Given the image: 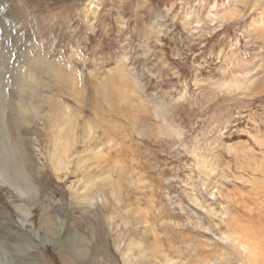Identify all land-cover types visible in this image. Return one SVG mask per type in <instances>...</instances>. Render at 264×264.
<instances>
[{
    "label": "rangeland",
    "instance_id": "374dc122",
    "mask_svg": "<svg viewBox=\"0 0 264 264\" xmlns=\"http://www.w3.org/2000/svg\"><path fill=\"white\" fill-rule=\"evenodd\" d=\"M0 30L20 52L0 65V264H164L166 236L223 248L264 206V0H0ZM28 69L37 117L12 159Z\"/></svg>",
    "mask_w": 264,
    "mask_h": 264
},
{
    "label": "bare ground",
    "instance_id": "6f19581e",
    "mask_svg": "<svg viewBox=\"0 0 264 264\" xmlns=\"http://www.w3.org/2000/svg\"><path fill=\"white\" fill-rule=\"evenodd\" d=\"M20 87L21 91H26L27 94L18 95L15 99L16 102L14 103V106L17 108L16 117H10V119H3L1 123L3 135L7 139L9 154H11L12 159L17 156V147L22 144V137L19 134L21 129V123L24 125H28L31 121V118L33 120L37 117L36 102L34 98L38 94V91L37 83L34 80V73L31 69H28L26 71L25 76L21 81ZM3 117L4 109L2 112V118ZM22 151L23 149L21 150V153ZM36 151H39L38 147H36ZM67 151L68 149L64 146L61 156L58 157V160L60 161L58 162V165L61 168H66L68 164L69 160L67 159ZM40 155L41 153L39 154V156ZM4 156L5 146L4 142H1L0 177L3 176V178H6L5 172L8 176H11V173L5 171L6 168L5 166H3ZM23 158H26V154ZM75 161L76 165L79 166L78 164H80L81 158L78 157ZM16 167H19L22 171L27 172L26 166L22 161H20L19 165ZM60 167L54 166L56 170H60ZM85 188L86 187L73 188L72 198L77 203L81 205L86 204V206L89 207V205L91 206L92 204H95L94 200H96L97 196L100 197V195H102V192L100 190H95L94 192L89 193L84 190ZM24 209H27L28 211L27 216L31 214L30 208L25 207ZM26 219L27 218H25L24 222L26 221ZM246 221L248 222V224L245 225L238 224L236 222L227 223L226 235L222 233L226 236V247L223 248H221L219 244H215L209 241V239L194 242L192 231H188L189 234L185 233L184 235L180 231L178 234L176 233L175 235L168 236L169 238L166 236L165 241L170 243L171 250L174 249V253L179 257V260L173 261L170 259L171 257H163L165 261L163 262L161 260V262H163L164 264H224L222 263V261L223 259H226V264H264V206L259 207L256 217L248 215ZM173 241L182 243L185 242V250L173 246ZM186 242H188V244H186ZM220 248L222 250H220ZM145 251L146 250L142 248L138 251V255L142 260L141 264H152L154 261L153 257H157L156 254H151L152 256H149L148 254H146Z\"/></svg>",
    "mask_w": 264,
    "mask_h": 264
},
{
    "label": "snow or ice",
    "instance_id": "6c2138e0",
    "mask_svg": "<svg viewBox=\"0 0 264 264\" xmlns=\"http://www.w3.org/2000/svg\"><path fill=\"white\" fill-rule=\"evenodd\" d=\"M7 43L8 42L5 41V46L0 47V65H3L5 70H7L9 65H15L20 54L19 48H17L16 51H13L11 48L7 47Z\"/></svg>",
    "mask_w": 264,
    "mask_h": 264
}]
</instances>
